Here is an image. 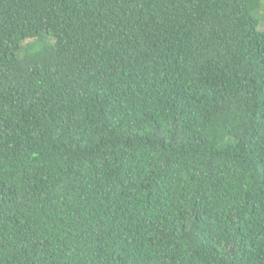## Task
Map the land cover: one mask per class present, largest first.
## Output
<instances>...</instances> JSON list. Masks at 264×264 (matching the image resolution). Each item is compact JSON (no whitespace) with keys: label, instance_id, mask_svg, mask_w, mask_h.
Instances as JSON below:
<instances>
[{"label":"trees","instance_id":"16d2710c","mask_svg":"<svg viewBox=\"0 0 264 264\" xmlns=\"http://www.w3.org/2000/svg\"><path fill=\"white\" fill-rule=\"evenodd\" d=\"M0 264H264V0H0Z\"/></svg>","mask_w":264,"mask_h":264}]
</instances>
